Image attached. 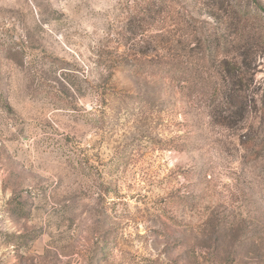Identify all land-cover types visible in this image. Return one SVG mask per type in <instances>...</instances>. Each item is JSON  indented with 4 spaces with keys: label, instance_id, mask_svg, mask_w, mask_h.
<instances>
[{
    "label": "rangeland",
    "instance_id": "374dc122",
    "mask_svg": "<svg viewBox=\"0 0 264 264\" xmlns=\"http://www.w3.org/2000/svg\"><path fill=\"white\" fill-rule=\"evenodd\" d=\"M147 1L0 0V264H264V151L131 68Z\"/></svg>",
    "mask_w": 264,
    "mask_h": 264
},
{
    "label": "trees",
    "instance_id": "16d2710c",
    "mask_svg": "<svg viewBox=\"0 0 264 264\" xmlns=\"http://www.w3.org/2000/svg\"><path fill=\"white\" fill-rule=\"evenodd\" d=\"M185 0H148L140 10L143 25L162 22L161 47L166 55H145L129 65L136 72L165 76L185 84L189 97L205 105L211 122L227 130H239L245 156L257 159L264 151V93H254L258 61L264 59V4L259 0H192L213 23L194 20ZM179 17L168 23L171 13ZM186 27V33L178 28ZM178 27V28H177ZM197 28V32L192 29ZM156 36V37H159ZM146 38V37H145ZM159 45V43H158ZM262 111V112H261ZM261 121L246 123L255 118ZM246 129V131H245Z\"/></svg>",
    "mask_w": 264,
    "mask_h": 264
}]
</instances>
